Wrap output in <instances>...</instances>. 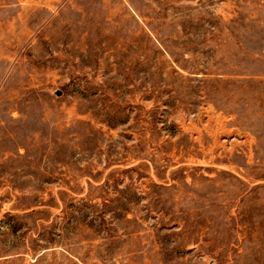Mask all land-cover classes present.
I'll use <instances>...</instances> for the list:
<instances>
[{
  "label": "rangeland",
  "instance_id": "1",
  "mask_svg": "<svg viewBox=\"0 0 264 264\" xmlns=\"http://www.w3.org/2000/svg\"><path fill=\"white\" fill-rule=\"evenodd\" d=\"M0 264H264V0H0Z\"/></svg>",
  "mask_w": 264,
  "mask_h": 264
}]
</instances>
